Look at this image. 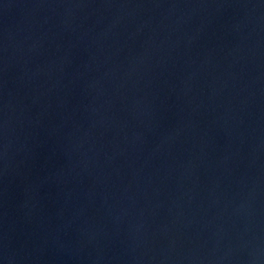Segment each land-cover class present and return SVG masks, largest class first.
I'll return each instance as SVG.
<instances>
[{
	"label": "water",
	"instance_id": "water-1",
	"mask_svg": "<svg viewBox=\"0 0 264 264\" xmlns=\"http://www.w3.org/2000/svg\"><path fill=\"white\" fill-rule=\"evenodd\" d=\"M0 264H264V0H0Z\"/></svg>",
	"mask_w": 264,
	"mask_h": 264
}]
</instances>
